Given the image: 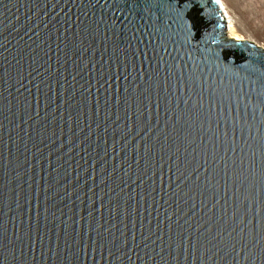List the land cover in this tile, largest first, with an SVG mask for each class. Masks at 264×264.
<instances>
[{
	"label": "water",
	"instance_id": "95a60500",
	"mask_svg": "<svg viewBox=\"0 0 264 264\" xmlns=\"http://www.w3.org/2000/svg\"><path fill=\"white\" fill-rule=\"evenodd\" d=\"M218 0H0V264H264V48Z\"/></svg>",
	"mask_w": 264,
	"mask_h": 264
},
{
	"label": "rangeland",
	"instance_id": "374dc122",
	"mask_svg": "<svg viewBox=\"0 0 264 264\" xmlns=\"http://www.w3.org/2000/svg\"><path fill=\"white\" fill-rule=\"evenodd\" d=\"M240 39L264 48V0H222ZM228 35L230 32L228 30Z\"/></svg>",
	"mask_w": 264,
	"mask_h": 264
},
{
	"label": "bare ground",
	"instance_id": "6f19581e",
	"mask_svg": "<svg viewBox=\"0 0 264 264\" xmlns=\"http://www.w3.org/2000/svg\"><path fill=\"white\" fill-rule=\"evenodd\" d=\"M219 1V3H220V6H221V9H222V11H223V13L225 14V17H226V20H227V25H228V29L227 30H229V32H230V37L231 38H235V39H240V36H238L237 34H235L233 31V24H232V21H231V19H230V14L227 12V10H226V8H225V6H224V3H223V1L222 0H218Z\"/></svg>",
	"mask_w": 264,
	"mask_h": 264
}]
</instances>
